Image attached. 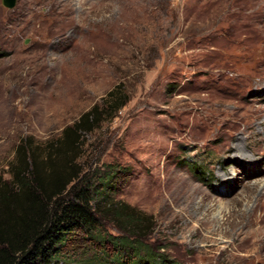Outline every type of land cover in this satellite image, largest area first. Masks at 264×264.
Instances as JSON below:
<instances>
[{
    "label": "rangeland",
    "instance_id": "374dc122",
    "mask_svg": "<svg viewBox=\"0 0 264 264\" xmlns=\"http://www.w3.org/2000/svg\"><path fill=\"white\" fill-rule=\"evenodd\" d=\"M119 83L125 106L79 135L85 171H129L115 201L174 263L264 264L239 235L264 209V0H0L1 182Z\"/></svg>",
    "mask_w": 264,
    "mask_h": 264
},
{
    "label": "trees",
    "instance_id": "16d2710c",
    "mask_svg": "<svg viewBox=\"0 0 264 264\" xmlns=\"http://www.w3.org/2000/svg\"><path fill=\"white\" fill-rule=\"evenodd\" d=\"M128 98L119 83L42 153L26 141L17 147L11 178H0V264H69L62 250L77 237L97 249L78 264H177L144 242L153 218L115 201L129 171L106 165L89 172L80 163L79 135L112 120Z\"/></svg>",
    "mask_w": 264,
    "mask_h": 264
},
{
    "label": "bare ground",
    "instance_id": "6f19581e",
    "mask_svg": "<svg viewBox=\"0 0 264 264\" xmlns=\"http://www.w3.org/2000/svg\"><path fill=\"white\" fill-rule=\"evenodd\" d=\"M246 221H247V223L245 224L246 233L239 231V235H244L241 241L249 242V240H251L252 241L251 246L260 245L262 247L261 249H264V209L261 210L259 214H256L255 211H252L250 219L248 217ZM237 237L238 236H236V238Z\"/></svg>",
    "mask_w": 264,
    "mask_h": 264
},
{
    "label": "water",
    "instance_id": "95a60500",
    "mask_svg": "<svg viewBox=\"0 0 264 264\" xmlns=\"http://www.w3.org/2000/svg\"><path fill=\"white\" fill-rule=\"evenodd\" d=\"M1 4L7 9H12L16 4V0H1Z\"/></svg>",
    "mask_w": 264,
    "mask_h": 264
}]
</instances>
